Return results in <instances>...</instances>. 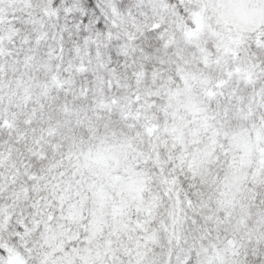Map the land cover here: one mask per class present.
Masks as SVG:
<instances>
[{
	"label": "snow or ice",
	"instance_id": "snow-or-ice-1",
	"mask_svg": "<svg viewBox=\"0 0 264 264\" xmlns=\"http://www.w3.org/2000/svg\"><path fill=\"white\" fill-rule=\"evenodd\" d=\"M0 264H264V0H0Z\"/></svg>",
	"mask_w": 264,
	"mask_h": 264
}]
</instances>
